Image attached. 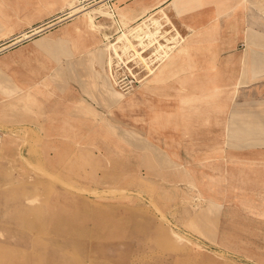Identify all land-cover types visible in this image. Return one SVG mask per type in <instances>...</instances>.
Listing matches in <instances>:
<instances>
[{
	"label": "rangeland",
	"instance_id": "1",
	"mask_svg": "<svg viewBox=\"0 0 264 264\" xmlns=\"http://www.w3.org/2000/svg\"><path fill=\"white\" fill-rule=\"evenodd\" d=\"M162 1L0 0V264H264V169L237 157L235 131L213 146L202 115L218 104L144 87L118 47L146 19L178 32ZM51 83L75 89L64 112L83 135L46 133Z\"/></svg>",
	"mask_w": 264,
	"mask_h": 264
},
{
	"label": "crops",
	"instance_id": "2",
	"mask_svg": "<svg viewBox=\"0 0 264 264\" xmlns=\"http://www.w3.org/2000/svg\"><path fill=\"white\" fill-rule=\"evenodd\" d=\"M152 7L157 9L155 13L162 10L170 14L171 24L178 32L169 37L171 50H166L154 63H146L149 73L142 85L148 89L149 86L158 89L171 87V94L174 92L173 95L178 98H187L188 103L203 99L204 103L218 104V109L202 115L204 126L222 131L220 142L213 146H227L226 134L235 131L239 135L234 145L237 146V157L241 153L242 159L253 162V167L264 169V0H163ZM146 12L148 10L143 9L137 15L129 13L125 19L142 18ZM59 17L61 15L38 26ZM143 22L148 23L147 19ZM134 27L128 29L127 34L131 36ZM27 32L18 36H25ZM131 49L130 55L135 58L143 54L137 47ZM104 51L100 50L102 60ZM111 62L110 56L108 64ZM63 86L51 83L47 93L51 101L45 103V110L49 108L57 114L50 118V122H55L53 130L46 133L62 135L66 128V134L81 136L85 133L83 116L75 115L71 120L65 117L64 112L67 109L66 99L75 95V89L69 87L62 94ZM229 88L239 89L236 94L228 95ZM112 92L122 96L117 91ZM62 97L63 100L60 99ZM80 100L82 98L78 97L75 102ZM242 136L247 137L244 139ZM252 176L253 189L256 181L259 186L260 181L264 185V179L259 176L257 179L254 168Z\"/></svg>",
	"mask_w": 264,
	"mask_h": 264
},
{
	"label": "bare ground",
	"instance_id": "3",
	"mask_svg": "<svg viewBox=\"0 0 264 264\" xmlns=\"http://www.w3.org/2000/svg\"><path fill=\"white\" fill-rule=\"evenodd\" d=\"M69 12H70L71 15L76 13V12H78V7L76 5L71 6L69 11H68V13ZM88 17H89L90 20H92V18H93L92 14H90V13L88 14ZM152 23L155 24V26L153 28L149 27V23H146V22H143V21H142V23H138L133 28V32L131 33L130 37H132L133 39L138 41L136 44L125 33H122V35L119 37V41H121L122 44L121 45L118 44V47L121 48V50L123 52L128 51L130 48L136 49V46L139 45L140 48H141L140 50L143 53V52H145L147 50L146 47H149V49H151V52L155 56V58H153V56L146 58V57H144L143 54L139 55L137 57L146 66H147V64H146L147 62L154 63L156 60L161 58L162 55H164L166 50H169V49L172 48L171 47L172 45H170L169 37H166V35L162 32L163 30L161 31V29L159 28L160 25L157 23V21L154 19V20H152ZM162 39H163L164 42L161 41ZM177 58H178V56H177ZM172 60H173V58H172ZM174 60H176V59H174Z\"/></svg>",
	"mask_w": 264,
	"mask_h": 264
}]
</instances>
